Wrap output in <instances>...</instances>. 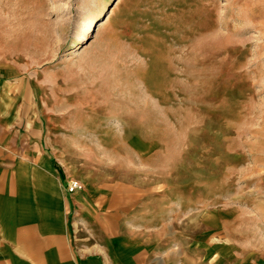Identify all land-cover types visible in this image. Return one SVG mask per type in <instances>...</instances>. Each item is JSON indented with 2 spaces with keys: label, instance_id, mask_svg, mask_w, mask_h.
<instances>
[{
  "label": "rangeland",
  "instance_id": "1",
  "mask_svg": "<svg viewBox=\"0 0 264 264\" xmlns=\"http://www.w3.org/2000/svg\"><path fill=\"white\" fill-rule=\"evenodd\" d=\"M0 72L168 264H264V0H0Z\"/></svg>",
  "mask_w": 264,
  "mask_h": 264
},
{
  "label": "crops",
  "instance_id": "2",
  "mask_svg": "<svg viewBox=\"0 0 264 264\" xmlns=\"http://www.w3.org/2000/svg\"><path fill=\"white\" fill-rule=\"evenodd\" d=\"M25 91L0 72V264L171 262L160 223L146 219L138 197L63 172L52 125L44 135ZM71 179L82 189L69 193Z\"/></svg>",
  "mask_w": 264,
  "mask_h": 264
},
{
  "label": "built area",
  "instance_id": "3",
  "mask_svg": "<svg viewBox=\"0 0 264 264\" xmlns=\"http://www.w3.org/2000/svg\"><path fill=\"white\" fill-rule=\"evenodd\" d=\"M82 184L77 181V180H73L70 182V184L68 185V190L70 193H73L74 191H78L80 189H82Z\"/></svg>",
  "mask_w": 264,
  "mask_h": 264
},
{
  "label": "bare ground",
  "instance_id": "4",
  "mask_svg": "<svg viewBox=\"0 0 264 264\" xmlns=\"http://www.w3.org/2000/svg\"><path fill=\"white\" fill-rule=\"evenodd\" d=\"M105 17H106V16H105ZM109 20H110V15H109L106 19L103 18V20L100 21V23H99L98 30H99V31L102 30L103 25L106 24ZM97 32H98V31H97ZM82 37H83V35H82V32L80 31V32H78V34H77V38H76V40L79 42V41L82 39Z\"/></svg>",
  "mask_w": 264,
  "mask_h": 264
}]
</instances>
